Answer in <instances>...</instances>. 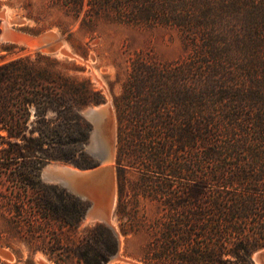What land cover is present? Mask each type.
Returning a JSON list of instances; mask_svg holds the SVG:
<instances>
[{
  "label": "trees",
  "instance_id": "1",
  "mask_svg": "<svg viewBox=\"0 0 264 264\" xmlns=\"http://www.w3.org/2000/svg\"><path fill=\"white\" fill-rule=\"evenodd\" d=\"M47 2L90 35L101 21L182 33L181 58L136 54L113 99L114 216L122 235L148 233L142 262L256 264L253 254L264 249V0ZM59 25L72 43L73 32ZM58 65L67 63L39 52L0 63L4 160L29 158L37 170L50 160L94 165L83 149L90 124L80 110L104 96L88 78ZM131 169L139 173L137 184L126 176ZM43 187L35 191L43 202L33 203L41 214L34 222L62 232L53 240L63 252L50 259L107 263L119 249L115 231L97 222L75 240L87 203L63 187ZM127 188L156 201L152 216L140 211V202L125 200Z\"/></svg>",
  "mask_w": 264,
  "mask_h": 264
},
{
  "label": "rangeland",
  "instance_id": "2",
  "mask_svg": "<svg viewBox=\"0 0 264 264\" xmlns=\"http://www.w3.org/2000/svg\"><path fill=\"white\" fill-rule=\"evenodd\" d=\"M4 21L8 24L10 35L9 37H0V46H8V51L0 48V54L4 55L0 59V63L25 55H30L33 58L37 52L49 55L60 62L67 63V66L58 65L57 68L66 74L88 78L93 88L100 90L103 94L102 102L91 103L80 110L82 116L90 124L89 135L83 149L94 163L93 166L98 164V159L91 153L89 144L94 126L86 117L85 112L90 107L110 103L114 131V156L109 169L110 191L114 197V204L109 215L110 226L97 219H88L85 212L80 225L72 232V236L76 240L83 234L86 227L97 222L103 223L115 231L119 241V249L114 254L116 257L109 259L105 264H144L141 258L149 240L148 233L139 231L126 236L122 235L118 229V221L114 216L117 202V181L116 118L113 99L121 93L122 82L128 75L130 59L136 54L150 56L161 62H171L181 58L186 53L182 33L174 28L164 26L144 28L101 21L94 33L90 35L79 30L77 22L65 17L58 7L50 6L47 0H0V32L3 30ZM60 23L73 32L72 43L65 39L67 32L62 33ZM32 28L41 30L38 33H33L31 32ZM42 35L58 39V42L52 49L40 48L38 39ZM75 49L85 52L86 56L76 52ZM18 142L20 145L24 144L21 141ZM5 147L8 145L0 144V148ZM43 148L46 149L47 145L43 144ZM56 164L73 168H87L77 166L72 162L50 160L42 161V165L37 170L38 165L34 164L32 159L18 158L7 161L0 155V264H57L50 259V254L63 252L60 249L63 247L56 245L53 240L56 232L62 233L61 229H57L56 224L49 226V224H43V221H40L39 224L34 222V215L40 216L41 214L33 205L34 202H43L35 198V191L44 192L45 187L43 186L47 184L63 187L66 191L77 196L60 183L45 179L44 169L49 165ZM126 176L129 182L137 184L139 179L137 171L131 169ZM125 200L140 202V211L146 212L148 216H152L156 211L152 203L156 201L143 196L137 198L130 188H127ZM83 201L88 206L90 200ZM70 202L75 201L71 200ZM263 252L264 249H261L253 254L256 264H264V259L258 260L257 258ZM63 264L77 263L74 258H68Z\"/></svg>",
  "mask_w": 264,
  "mask_h": 264
},
{
  "label": "bare ground",
  "instance_id": "3",
  "mask_svg": "<svg viewBox=\"0 0 264 264\" xmlns=\"http://www.w3.org/2000/svg\"><path fill=\"white\" fill-rule=\"evenodd\" d=\"M2 25L3 30H8V24L6 21H4ZM109 106L110 103H107L98 107H90L86 110L89 117L92 120L96 121L92 141L90 144V150L102 159L104 166H106V168L108 169L105 176L104 189L97 190L95 192L96 197L98 198V201L96 200V202H102L104 209H108L110 202L109 169L114 156V131L112 126V112ZM98 121H100L101 123L97 124ZM70 170L75 171V168L67 165H49L44 169L43 175L45 179H53L71 187L70 180L67 178L66 175H64L66 173H69ZM112 202H114V199L112 200ZM87 218L90 220L94 219L92 212H89Z\"/></svg>",
  "mask_w": 264,
  "mask_h": 264
},
{
  "label": "water",
  "instance_id": "4",
  "mask_svg": "<svg viewBox=\"0 0 264 264\" xmlns=\"http://www.w3.org/2000/svg\"><path fill=\"white\" fill-rule=\"evenodd\" d=\"M10 31L9 30H2L0 32V37H9ZM38 42L40 43V48H45V49H52L54 44L58 42V39H52L49 36L42 35L39 39ZM86 117L92 122L94 128L96 125V121L92 120L88 113L85 112ZM101 122L98 121L97 124H100ZM94 131V129H93ZM93 131L90 136V143L92 141V136H93ZM93 156H95L98 159V164L92 167H87V168H75L74 170H70L69 173H66L64 175L67 176V178L71 182V187L68 185H64L62 182L53 180V179H48L52 181H56L63 185L64 187L67 188V190L72 191L75 193L77 196H79L83 200H90L87 206L86 210V217L88 216L89 212H92L94 219H97L99 221H102L109 225V215H110V210L114 204L112 200L114 199L113 194L110 191V202L108 209H104V206L102 205V202H96L98 201V198L96 197L95 192L97 190H103L104 185H105V176L106 172L108 169L106 166H104L102 159L97 156L94 152L91 151ZM110 226V225H109ZM116 255H113L110 259L115 258ZM258 260L264 259V252L262 255H258Z\"/></svg>",
  "mask_w": 264,
  "mask_h": 264
}]
</instances>
